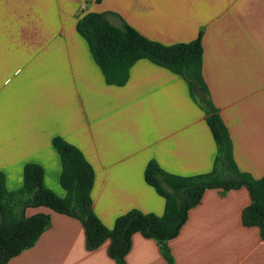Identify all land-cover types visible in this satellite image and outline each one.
Listing matches in <instances>:
<instances>
[{
	"label": "crops",
	"instance_id": "0c3cea01",
	"mask_svg": "<svg viewBox=\"0 0 264 264\" xmlns=\"http://www.w3.org/2000/svg\"><path fill=\"white\" fill-rule=\"evenodd\" d=\"M90 12L128 24L164 45L202 35L203 79L233 145L238 168L264 177V0H0V172L22 186L26 164H40L60 196L56 137L78 147L95 171L93 207L113 228L131 210L163 215L165 199L145 180L149 162L167 173H210L217 145L199 98L181 75L148 59L127 83L110 85L77 23ZM243 187L208 189L167 242L172 264H264L259 227H246ZM51 225L8 264H116L110 241L87 247L80 221L46 207ZM127 264H170L162 245L137 233Z\"/></svg>",
	"mask_w": 264,
	"mask_h": 264
},
{
	"label": "trees",
	"instance_id": "16d2710c",
	"mask_svg": "<svg viewBox=\"0 0 264 264\" xmlns=\"http://www.w3.org/2000/svg\"><path fill=\"white\" fill-rule=\"evenodd\" d=\"M77 29L87 41L110 85H125L132 66L141 59H148L183 76L194 97L195 87H202L205 98L199 102L206 112L207 123L217 145L215 165L208 174L182 177L165 172L155 161L149 162L145 180L165 199L163 215L131 210L118 217L113 228H108L93 207V166L78 147L56 137L53 145L61 159L59 181L65 191L64 196L46 186L45 171L40 164L24 166L23 183L16 190L8 189L6 176L0 172V264H8L12 258L33 247L51 225L49 214L27 216L28 208L38 207H46L80 221L89 250L110 241L108 254L116 264H127L125 257L137 233L157 240L162 245L164 257L172 264L166 244L179 235L189 211L201 202L208 189L230 191L245 187L252 203L242 213L243 224L259 227L264 239V177L255 179L236 165L229 132L203 79L202 35L192 42L164 45L146 38L126 23L121 26L112 24L106 13L95 12L78 21Z\"/></svg>",
	"mask_w": 264,
	"mask_h": 264
},
{
	"label": "water",
	"instance_id": "95a60500",
	"mask_svg": "<svg viewBox=\"0 0 264 264\" xmlns=\"http://www.w3.org/2000/svg\"><path fill=\"white\" fill-rule=\"evenodd\" d=\"M195 95L200 99L203 100L205 98L204 89L200 86H196L194 89Z\"/></svg>",
	"mask_w": 264,
	"mask_h": 264
}]
</instances>
